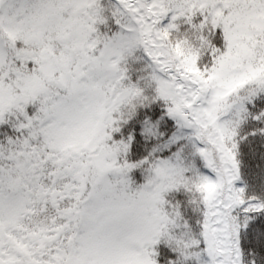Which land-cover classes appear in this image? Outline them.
I'll return each instance as SVG.
<instances>
[{
	"label": "snow or ice",
	"instance_id": "obj_1",
	"mask_svg": "<svg viewBox=\"0 0 264 264\" xmlns=\"http://www.w3.org/2000/svg\"><path fill=\"white\" fill-rule=\"evenodd\" d=\"M0 264H264V0H0Z\"/></svg>",
	"mask_w": 264,
	"mask_h": 264
}]
</instances>
